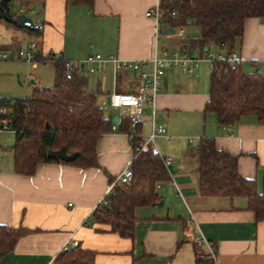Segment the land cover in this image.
<instances>
[{"label": "crops", "instance_id": "1", "mask_svg": "<svg viewBox=\"0 0 264 264\" xmlns=\"http://www.w3.org/2000/svg\"><path fill=\"white\" fill-rule=\"evenodd\" d=\"M161 1L94 0L88 5L69 0H18L19 7L23 3V11L18 7L20 15L35 13L39 19L36 28L19 29L37 36L21 43L0 30V51L24 48L35 39L41 55L52 59L30 63L31 67L38 70L41 63H52L54 80L53 56L76 61L101 53L106 58L143 61L163 47L198 51L191 42L200 37L199 26L182 27L183 37H179V28L149 14ZM232 53L242 60L244 71L264 72V18H246L243 36ZM178 73L182 74L170 69L162 76L153 102L142 104L137 127L131 124L122 130L120 122L100 136L98 166L40 162L34 174L26 175L15 172L14 153L10 163H2L0 156V224L28 230L0 258V264H52L64 247L77 245L95 252V264H197L198 257L205 255H213L215 264H264V221L256 220L244 196L202 195L198 160L192 154L202 137H212L218 149L238 155L239 174L256 181L261 192L264 121L247 114L233 124L221 125L215 113L205 112L209 87L200 85L198 78ZM195 73L199 77L198 70L188 75ZM119 74L127 80L132 77L135 83L118 89ZM81 75H89L88 87L100 93L102 108L113 91L134 92L142 83L138 71H116L111 63L102 72ZM104 112L113 119L127 118L126 107ZM160 124L168 136L157 135L154 145L161 155L172 158L165 166L170 178L157 184L158 202L136 209L133 237L111 232L109 224L95 221L94 211L106 201L110 179L116 180L134 158L131 135L145 139ZM199 237L207 244H199Z\"/></svg>", "mask_w": 264, "mask_h": 264}, {"label": "trees", "instance_id": "2", "mask_svg": "<svg viewBox=\"0 0 264 264\" xmlns=\"http://www.w3.org/2000/svg\"><path fill=\"white\" fill-rule=\"evenodd\" d=\"M69 1L94 3V0ZM160 5L165 10L162 18L165 24L175 28L195 24L201 28L200 37L191 42L192 48L203 54L212 45L230 47L227 56L212 61L205 112L215 113L221 125L233 124L247 114H255L264 121V72H246L241 59L231 58L234 45L243 36L246 18H264V0H162ZM0 18L26 27L13 15L7 16L1 5ZM65 62L56 58V79L52 86L37 88L26 97L0 98V107L9 109L8 129L15 132L11 149L17 173L34 174L40 162L98 166L97 141L112 129L113 117L106 115L98 103L97 92L88 87L89 75L67 72ZM2 118L0 114V126ZM129 125V118L121 121L122 130ZM142 140L134 136L133 148ZM62 147L68 153L79 154L72 161L48 157L49 149ZM192 154L198 160L202 195L244 196L256 220L264 221V180L259 192L256 181L242 177L238 172V155L218 149L212 137H202ZM132 167L134 174L129 184L110 179L112 189L106 203H101L93 214L96 222L109 224L111 232L125 237L134 236L136 209L158 202L156 186L170 178L161 157L152 152L135 155ZM26 233L28 230L23 227L0 224V258L13 250ZM94 256V251L77 245L63 248L52 264H95ZM197 264H215L214 256L198 257Z\"/></svg>", "mask_w": 264, "mask_h": 264}, {"label": "built area", "instance_id": "3", "mask_svg": "<svg viewBox=\"0 0 264 264\" xmlns=\"http://www.w3.org/2000/svg\"><path fill=\"white\" fill-rule=\"evenodd\" d=\"M20 11H23V3L19 7ZM24 13V12H23ZM150 15L156 17L157 20L163 18L165 10L162 9L161 5L156 6L149 12ZM35 23L39 22V19L34 20ZM178 36L183 37V28L178 29ZM202 53L198 50L196 52L179 49L163 47L159 54L155 55L150 59L143 61L133 60H122L119 58H106L101 53H93L82 60L66 61V70L69 73L77 72L79 74L87 73L94 74L104 71L107 66L111 63L116 71L122 70L125 72H139L142 78V83L138 89L134 92L129 91H113L110 93L109 101L103 102V108H127V113L124 117L130 119L131 124L137 127L141 122L142 104L152 103L155 95L160 89L162 76L170 69H177L182 73H194L202 62ZM225 56L220 55L218 58ZM231 58L236 59V55L232 53ZM0 59L13 60V61H25L33 65H37L39 61H48L52 59L49 56H42L38 49V42L35 39L29 41L28 45L24 48L16 50H1ZM56 59V56H53ZM214 60V59H213ZM211 60V66L212 61ZM211 70V67H210ZM212 71V70H211ZM8 109L1 108L0 114L3 115L1 129H8ZM121 122V118L118 121H113L112 127L116 129ZM167 135V129L164 125L160 124L153 129V131L143 139L139 145L134 148V157L137 154L152 152L161 157L164 165L168 167L172 163L170 156L161 155L154 145V139L157 135ZM137 133L131 135L133 139L137 136ZM133 161V160H132ZM133 167L132 162L126 166L121 174L116 178L114 183L129 184L133 178ZM112 186L110 187L111 192ZM106 203V201H103ZM199 244H207V241L203 237L198 238ZM77 242L75 241V245ZM68 248V246L64 247Z\"/></svg>", "mask_w": 264, "mask_h": 264}, {"label": "rangeland", "instance_id": "4", "mask_svg": "<svg viewBox=\"0 0 264 264\" xmlns=\"http://www.w3.org/2000/svg\"><path fill=\"white\" fill-rule=\"evenodd\" d=\"M165 1V0H164ZM18 0L11 2V9L13 12V18L19 21L20 12L18 10ZM28 11V10H26ZM29 13V12H28ZM34 19L37 15L35 13H29ZM0 30L7 38L16 39L17 42L25 43L30 37H35L37 34L32 31L20 30L16 27L14 22L6 21L0 18ZM195 38V37H193ZM197 38V37H196ZM225 46L221 48L218 45H212L208 52H204L200 56L202 62L200 63L198 72L199 77L194 75H186L180 71V76L198 78V82L203 87H209L210 67L211 60L218 58L220 55L227 56L228 49ZM32 65L25 61H13L0 59V98H18L30 96L37 88L50 87L54 84V71L55 67L52 63L44 62L40 64L38 70H34ZM35 81L33 83L32 81ZM26 81V83H25ZM112 81V79H111ZM118 89H122L124 86L132 85L135 80L131 77L129 80L125 79L122 74H119L116 79ZM130 89V88H129ZM100 96V93H97ZM109 112V110H106ZM15 141V132L7 129H0V156L2 163H10L13 152L11 146Z\"/></svg>", "mask_w": 264, "mask_h": 264}, {"label": "water", "instance_id": "5", "mask_svg": "<svg viewBox=\"0 0 264 264\" xmlns=\"http://www.w3.org/2000/svg\"><path fill=\"white\" fill-rule=\"evenodd\" d=\"M11 0H0L1 7L5 10L7 16L11 17V11H10V2ZM19 24L20 25H26L31 28H36V23L34 22V19L27 15L26 13H22L19 18ZM113 121H118V117H114ZM48 126V124H47ZM48 157L55 159L57 161L65 160V161H72L74 160L79 152H72L68 153L66 147H62L60 149H49L48 150ZM159 204H162V201L159 202Z\"/></svg>", "mask_w": 264, "mask_h": 264}]
</instances>
